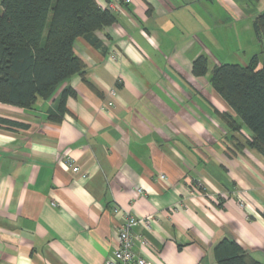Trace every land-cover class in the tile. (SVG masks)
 Segmentation results:
<instances>
[{
    "label": "crops",
    "instance_id": "crops-1",
    "mask_svg": "<svg viewBox=\"0 0 264 264\" xmlns=\"http://www.w3.org/2000/svg\"><path fill=\"white\" fill-rule=\"evenodd\" d=\"M95 1L115 20L75 39L84 74L30 107L0 103L24 125H0V264H103L123 214L152 264H216L223 237L264 263V156L209 80L220 63L263 64L264 0Z\"/></svg>",
    "mask_w": 264,
    "mask_h": 264
},
{
    "label": "trees",
    "instance_id": "trees-1",
    "mask_svg": "<svg viewBox=\"0 0 264 264\" xmlns=\"http://www.w3.org/2000/svg\"><path fill=\"white\" fill-rule=\"evenodd\" d=\"M114 20L95 0H0V103L30 107L37 98L48 99L63 80L83 75L75 39L83 36L95 43L94 31ZM253 30L264 38V11L254 18ZM256 57L245 65H215L209 80L251 132L244 144L264 156V64L258 65ZM192 72H206L204 57L193 61ZM68 93L73 91H62L48 118L62 117ZM0 125L24 126L2 116ZM213 255L216 264H264L227 237L214 244Z\"/></svg>",
    "mask_w": 264,
    "mask_h": 264
},
{
    "label": "built area",
    "instance_id": "built-area-1",
    "mask_svg": "<svg viewBox=\"0 0 264 264\" xmlns=\"http://www.w3.org/2000/svg\"><path fill=\"white\" fill-rule=\"evenodd\" d=\"M129 2L130 0H124ZM119 0H112L111 7L118 5ZM109 94L115 96L114 90H110ZM113 105V101L108 100L105 103L106 107ZM72 170L76 171L77 167L72 165ZM140 191V189H138ZM238 203L240 206H244L245 202L242 197L237 196ZM120 210L118 207L113 208L114 213H118ZM138 220L134 215L123 214L122 220L117 226L116 230V244L112 251L110 258L104 261L103 264H152L150 261L143 258L137 250V245L142 246L145 243L142 235L135 233L133 231L134 226L137 224ZM145 226L149 227V221L144 220Z\"/></svg>",
    "mask_w": 264,
    "mask_h": 264
},
{
    "label": "rangeland",
    "instance_id": "rangeland-1",
    "mask_svg": "<svg viewBox=\"0 0 264 264\" xmlns=\"http://www.w3.org/2000/svg\"><path fill=\"white\" fill-rule=\"evenodd\" d=\"M258 53V56L260 57L261 62L264 64V43H262L260 46H258L255 50ZM246 62H239V64L244 65Z\"/></svg>",
    "mask_w": 264,
    "mask_h": 264
}]
</instances>
